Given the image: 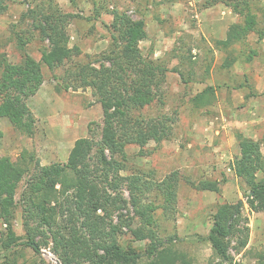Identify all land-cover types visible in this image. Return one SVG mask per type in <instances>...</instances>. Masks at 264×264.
I'll list each match as a JSON object with an SVG mask.
<instances>
[{
    "label": "rangeland",
    "instance_id": "374dc122",
    "mask_svg": "<svg viewBox=\"0 0 264 264\" xmlns=\"http://www.w3.org/2000/svg\"><path fill=\"white\" fill-rule=\"evenodd\" d=\"M7 3L8 9L0 14V73L4 59L19 63L25 52L41 59L42 48L48 46V41L40 39L29 13L38 6L52 3L61 12L73 14L67 31L76 54L71 62L53 71L44 68V83L27 100L36 117L31 136L16 130L7 117H0V156L17 161L27 150L42 164L65 162L76 139H100L103 109L93 87L59 91L56 84L62 79L56 77L65 76L75 82L71 72L83 63L102 57L110 47L111 12L124 10L133 19H143L146 23L147 37L140 42L144 57L166 67L160 73L155 101L133 111V115L145 122L166 119L171 135L160 142L149 141L143 151L137 144L127 145V168L121 174L143 172L145 177L162 180L174 170L180 172L176 207L167 213L162 209L155 213L158 237L182 254L179 264L183 261L186 264H258L264 256V212L249 210L244 194L246 184L232 168L240 152L238 141L235 144L230 138H236L235 131L240 130L232 116L243 115L248 101L254 109L261 103L262 95L255 92L256 82L260 81L255 73L263 71L264 38L253 32L244 43L232 46L237 60L232 66L224 67L227 53L217 48L215 40L224 39L228 27L239 17L223 3L208 5L207 0H7ZM253 4L258 28L264 32V0H253ZM22 32L26 36L35 33L24 51L17 39V34ZM252 50L257 54L247 61ZM175 68L180 71H174ZM209 85L216 88L214 103L193 108L190 98ZM257 176L260 180L264 173L259 172ZM27 179L25 176L17 189L18 203L12 222L20 239L12 248L4 243L7 226L0 218V264H61L53 252L49 231L50 243L41 245L39 253L24 244L28 233L21 197ZM204 179L217 180L219 191L194 188L193 183ZM122 192L128 204L112 216L115 224H121L119 242L125 248L132 244L141 255L138 264H146L150 240H136L132 235L131 228L140 226V219L130 203L126 186ZM155 198L156 191H152L148 200ZM240 200L245 203L244 216L249 220V241L238 250L234 237L230 245L232 259L222 261L206 236L218 205ZM42 236L36 239L40 242ZM172 237L174 240L170 242Z\"/></svg>",
    "mask_w": 264,
    "mask_h": 264
},
{
    "label": "trees",
    "instance_id": "16d2710c",
    "mask_svg": "<svg viewBox=\"0 0 264 264\" xmlns=\"http://www.w3.org/2000/svg\"><path fill=\"white\" fill-rule=\"evenodd\" d=\"M216 3L225 4L239 17L228 27L224 39L215 40L217 48L227 53L223 66L230 67L237 60L232 46L244 43L253 32L264 38V32L258 28L253 0H207L208 5ZM7 9V0H0V14ZM29 13L33 28L41 40L48 41V46L42 48L40 60L25 52L19 63L1 61L0 117H7L16 130L31 136L36 117L27 100L44 83V68L53 71L71 62L76 48L70 46L67 31L73 14L61 12L52 3L38 6ZM111 14L113 19L108 26L111 42L107 52L71 72L75 82L65 76L56 77L64 83L57 82L59 91L61 88L93 87L103 109L101 137L99 140L76 139L65 162L42 164L27 150L17 161L0 156V218L7 226L4 243L7 248H12L20 239L12 221L18 203V186L28 176L21 197L26 213V246L39 253L41 245L50 243L47 240L49 231L53 252L61 264H138L140 253L132 244L126 248L120 244L121 224H115L112 219L115 211L128 204L122 192V187L126 186L130 203L140 219V226L131 228V233L136 240H150L146 264H179L182 254L158 237L155 213L159 209L167 213L176 207L180 172L174 170L162 180L145 177L143 172L121 174L127 168V145L137 144L143 151L149 141L160 142L171 135L166 119L145 122L133 115V111L155 101L160 73L166 67L143 55L140 42L147 37L143 19H133L119 9H114ZM34 36L35 33L30 36L18 33L19 48L24 51ZM256 54L257 51L252 50L247 61ZM174 71L180 70L175 68ZM215 93L216 88L209 85L194 94L190 103L196 109L208 107L214 103ZM235 136L240 152L232 168L246 184L244 194L249 210L264 212V177L259 180L257 176L259 172L264 173L261 142L240 130L235 131ZM193 186L214 192L220 189L219 182L210 179L200 180ZM152 191H156V198L148 200ZM244 206L242 200L225 202L219 204L214 213L206 240L222 261L232 259L230 245L234 237L238 241V250L248 244L250 226L248 217L244 216ZM38 235H43L40 242L36 239ZM173 240V237L169 239L170 242ZM258 264H264V256Z\"/></svg>",
    "mask_w": 264,
    "mask_h": 264
},
{
    "label": "crops",
    "instance_id": "0c3cea01",
    "mask_svg": "<svg viewBox=\"0 0 264 264\" xmlns=\"http://www.w3.org/2000/svg\"><path fill=\"white\" fill-rule=\"evenodd\" d=\"M255 77L260 80L259 82H256L255 92H258L262 95L260 101L261 103H257L254 109V107H252L251 103H248V101L246 106L247 108H245L246 110L243 111L245 113L240 115V117H236V115L232 116V120L235 122L240 131H242L246 136L261 142V150L264 154V66L263 71L258 70L257 73H255ZM226 135L227 137H230L229 133H226ZM230 139L235 144L237 143V139L234 136H231Z\"/></svg>",
    "mask_w": 264,
    "mask_h": 264
}]
</instances>
